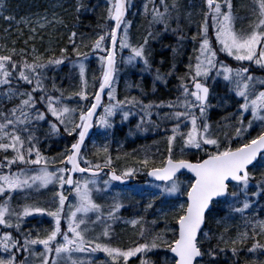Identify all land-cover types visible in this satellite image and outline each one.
I'll list each match as a JSON object with an SVG mask.
<instances>
[{
    "label": "snow or ice",
    "instance_id": "1",
    "mask_svg": "<svg viewBox=\"0 0 264 264\" xmlns=\"http://www.w3.org/2000/svg\"><path fill=\"white\" fill-rule=\"evenodd\" d=\"M160 3L164 6V10L161 11L153 5L150 23L161 24L167 30L170 19L169 5L166 0H160ZM205 3L208 10L204 13V22L199 26L197 33L199 48L194 49L197 52L195 63L190 62L186 65L188 71L179 78L180 95L175 101H170L166 105L163 103L155 105L157 108L172 109L171 112L165 114V117L175 121L170 129L171 134L166 136L167 157L161 160L159 166L152 167L147 172L149 177L162 182V184L153 185L158 191L151 193V198L153 201L161 199V203L167 206V210L162 207L158 211L164 217L171 214L175 221L174 228L166 225L164 229L165 233H171L170 238L165 234L157 233L151 236L150 242L145 240L144 243H137L133 247L124 249L101 243L99 237L95 241L89 240L84 234L88 231L86 225L89 214L95 213V221L92 223L103 221L102 235L106 239H111L110 225L107 221L118 219L116 214L124 205L114 197L105 218L103 208L96 203L93 193L107 194L113 181L124 184L126 178L133 176L136 172L134 168H127L118 175L115 169H110L107 173L108 179L103 181L104 187L100 188L96 178L100 176L103 168H110L113 161L111 156L107 155V146L97 149V155L100 152L106 154L103 164L93 163L83 156V147L89 130L94 126L106 130L113 128L110 118L115 116L118 110L123 119L127 120L133 114L131 108L140 105L145 115H149V110L153 107L152 104H143L135 97L126 98L124 101L118 100L113 87L117 43L121 50L128 48L131 51L125 63L132 64L139 60L143 62L145 69L150 68L145 46L148 44V37L153 36V33L150 31L144 38V43L139 46L134 47L129 43L130 22L126 21V14L130 0H106V20L111 24L104 34L99 35L91 44L92 52L105 53L98 57L101 69L99 88L93 93L94 100L90 106L86 104L79 109L78 118L74 115L77 109L62 105L60 98L52 95L44 84L47 79L46 70L50 66H59L64 63L66 48L60 49V58H49L46 61L42 56L35 55V48H33L31 62L24 59L23 55L20 62L14 61L15 47L11 49V54L0 55V87L6 86L2 97L9 101L14 99L19 101L8 113L0 111V151L7 153L10 150L13 153L11 157L5 155L3 161H0V226L4 229L15 227L22 237L16 238L8 231L0 235V253L4 254L0 257V264H28L27 257L23 261H18V252L21 255L24 253L38 255L40 264H61V261L65 259L71 264H96V260L91 258V254L94 253H103L107 258L101 264H109V261L110 264H130L133 257L139 259L140 264H215L216 251L213 248L203 247V241L209 236V233L203 229L207 214L212 210L214 203L222 202L221 198L226 201L229 196L238 199L240 193L247 195L250 180L253 179L250 176V168H264V79L250 73L252 63L264 69V0H251L250 12L253 18L249 21L246 30L235 28L236 17L233 13L232 0H222V3L218 0H205ZM81 7L82 5L77 0L76 11L79 12ZM171 7L178 8L175 0ZM224 7L227 11L223 10ZM4 8L5 0H0V18L9 22L14 21V16L3 14ZM147 11L148 6L145 5V12ZM209 18L211 24L208 22ZM23 22L28 23L26 20ZM40 27L44 25L40 24ZM210 28L215 36L214 42L209 37ZM121 29L123 35H119ZM5 31L8 30L5 29ZM30 31L34 33L35 28H31ZM173 31L178 30L173 29ZM76 37L77 32L72 31L69 41L74 46L73 51L78 58L81 55L86 58L88 53H80L76 45ZM106 37H110L111 48L105 45ZM32 38L29 37V39ZM183 39L182 35H178V40ZM192 39L195 41L197 36H193ZM21 52L23 53V50ZM173 52H176L175 48ZM219 53L237 61L239 66L234 68L226 64L219 59ZM244 62H250L249 66H245ZM74 66L79 67L80 80L83 85L75 95H78L81 101H87L89 94L86 91L84 64L78 59ZM174 70L175 65L168 75H172ZM155 79L164 81L159 71ZM219 80L224 82L239 104L237 113L233 114L238 123L234 129L235 135L228 137L225 134L228 146H222L220 139L211 135V126L207 120L208 111L212 107L220 106L219 103L213 105L210 100L212 86ZM209 81L212 83L210 84ZM22 84L32 87L30 90H22ZM258 85L261 87L258 88ZM53 88L59 91L55 85ZM106 89L109 103L104 106L103 113L97 118V109L101 106L102 94ZM37 92L40 93L38 98L34 95ZM61 95H63L62 92ZM38 103L45 105L47 113L37 107ZM197 111L199 116L196 115ZM49 114L53 118L51 121L47 118ZM246 114H250L251 118H248ZM245 119H247L246 125ZM38 122H45L49 125L47 135H59L60 126H63V131L69 137L74 138L70 147H66L65 151L60 154L59 163L62 166L59 168L50 169L49 159L43 156L37 147L39 138L35 135L33 125L39 126ZM254 126L260 128L258 135L245 140L237 147L231 146L232 139L239 141ZM183 128H187V132H184ZM178 139L181 142L180 158L176 157L175 145ZM193 149L205 152L206 158L198 159L195 163L183 158ZM51 162L56 161L53 159ZM140 163L147 167L150 161L145 158ZM13 165L37 167L19 168L17 171H12ZM4 169L8 171L4 172ZM182 170L191 173V179L186 186L180 180ZM76 173H88V177L75 179L74 174ZM57 184L59 191L55 192V196L58 197V204L54 210L35 204H25L19 212L11 207L10 202L14 194L27 193L30 190L38 191L48 188L49 185ZM65 184L75 195V202L67 205L68 198L63 192ZM230 186L234 189L231 192L229 191ZM257 188L264 191V181L258 182ZM259 194V191L253 193V195ZM181 195L186 197L182 202L172 203L167 199ZM25 198L27 199V196ZM65 207L69 209L66 216V231L61 223L64 219ZM146 207L152 208L153 203H149ZM249 207L245 199L242 207L232 206V210L243 214ZM34 214L52 218V227L47 230L43 238L39 234L36 238H32L31 233L23 234L21 231L24 218ZM12 217H15V222ZM126 223L135 227L139 221L133 219ZM152 223L155 224L156 221ZM82 225L85 227L82 228ZM257 228L260 234L264 235V221H258L253 225L254 235ZM143 237L144 229L142 228L141 238ZM246 237L247 233H244L238 239L228 241L221 236L220 240L235 245L238 242L242 243ZM35 245H42L43 252L37 253L31 247ZM160 249L165 250V255L158 261L149 262L142 255H138ZM257 249H264V245L253 244L247 251L255 253ZM231 250L233 255H236L237 249L233 247ZM219 251L223 252L224 249L220 248ZM53 252L54 256H52ZM74 253L86 254L89 258H74ZM168 253L171 255L169 256Z\"/></svg>",
    "mask_w": 264,
    "mask_h": 264
},
{
    "label": "rangeland",
    "instance_id": "2",
    "mask_svg": "<svg viewBox=\"0 0 264 264\" xmlns=\"http://www.w3.org/2000/svg\"><path fill=\"white\" fill-rule=\"evenodd\" d=\"M105 2L106 0H102ZM197 1V0H195ZM175 2L178 5V8H172L171 5L173 4V0H166V3L169 5V12H170V19L168 21V24L172 22V24L177 28L178 32L179 30L184 31H191L196 27L197 19L199 17V10L197 6L192 2V0H175ZM218 2L222 3V0H218ZM233 2V13L236 17L235 20V28L237 30L240 29H247L249 25V21L253 18L250 12L251 8V0H232ZM204 3L203 8V15L200 20L199 26L204 22V13L207 12V5L205 3V0L202 1ZM158 4H161L160 2L157 3V0H145V5L148 6V12L149 16L151 17V10L153 5L157 7ZM44 7V8H41ZM72 4L69 1L66 0H5V8L2 10L4 15H12L15 17L14 21H6L7 25L5 28L2 29V34H0V38L6 36L11 46L20 45L16 49V52L18 51L19 55H31L33 56V48H35V55L44 56L45 54L49 55L53 51V47L56 46L57 42L54 44L53 42L59 39V37L64 32L63 23L66 20L68 13L72 9ZM223 7V5H222ZM145 8V7H144ZM160 10H164V6L160 5V7H157ZM224 11H227L226 7L223 8ZM148 12H145L144 9L139 10V14L134 17L131 20L130 23V31L128 32L129 37V43L136 47L135 43H137L140 40L141 34L147 32L152 24L150 23V19L148 18ZM27 21L28 23L25 24L23 21ZM2 21H4L2 18H0V24H2ZM39 22V23H37ZM209 24H211V19L209 18ZM40 24H43L44 27H40ZM160 26V25H158ZM164 27L163 25H161ZM161 27V31L164 33V31ZM180 27V28H179ZM31 28H35V32L33 33L30 31ZM5 29L8 31L6 32ZM159 30V28H158ZM177 32V31H176ZM173 31V29L166 32V35L172 34V36L167 37L168 43L171 44V52L169 51L168 54V62H170V65L167 67H173L171 65V62H174L176 58V62H174L175 69L177 72H180L181 74H185L188 69L186 65H188L190 62L195 63V56L197 55V52L194 51V49L199 48V36L197 33L199 32V27L197 33L187 35L184 33V39L178 40V33ZM149 33V32H148ZM148 33L146 34V37L148 36ZM123 35V30L121 31V34ZM33 37L32 39H29V37ZM193 36H197V39L194 41L192 39ZM209 37L214 42L215 36L211 31V28L209 29ZM6 39V38H5ZM6 39V40H7ZM27 41V43H25ZM148 41H152L150 37H148ZM164 41V40H163ZM20 43V44H19ZM154 44L155 41H153ZM53 44V45H52ZM148 44L145 46L146 48V54L147 58L149 60L150 68L145 69L144 64L142 61H135L132 64L125 63L127 57L131 55V51L128 48L120 49L119 43L117 44V52H116V72H115V80L113 82V87L116 90V97L118 100L124 101L125 99L121 96H125L127 99H131V96H134L136 99L142 101L143 104H152L153 107L149 110L150 114L145 115V112L141 110V106L137 105L134 108H131L132 115L128 117L127 120H124L122 117V114L117 111L116 115L111 117V121L113 123V128L111 129H103L101 127L95 126L93 136L88 142L89 148H93L95 152L98 148L102 149L106 143V141L112 140V137L120 138L121 134L114 130L115 126L118 129H121L122 126H127V128L124 129V136L127 138L131 137H140L142 139H145V143L149 144L150 141L161 134V131H165V137H161L156 139L154 141L155 148L161 147L162 153L161 155H152L148 157L150 163H155L156 160L159 159L162 160L165 157H167V139L166 136L170 135V129L172 128L173 124L175 123L174 120H169L165 117L166 113H169L172 111V109H169L168 107H160L157 108L155 105L157 104H167L170 101H175L176 98L180 95L179 88H178V82H180L179 77H176V79L173 81L175 84V91H173L172 95L167 94V96L159 99L160 101L154 102L157 98H154L152 95L153 89L156 85H159L161 88H164L163 85L168 82L170 79L175 77V73L172 75H168L167 72L166 76L164 77V81L156 80L155 76L157 71L162 75L163 71L160 70L159 64L154 65L151 61V55L147 49ZM184 47V48H183ZM173 48L176 49V52H173ZM183 48V50H182ZM161 49H165V46H163ZM23 50L22 52H19ZM184 52V53H183ZM183 53V56H182ZM226 58H220L219 59L224 61L226 64L232 66V67H238L239 64L237 61L233 60L230 57H227L225 54L220 53ZM46 55V56H47ZM105 55V53L103 54ZM180 56V57H177ZM182 56V57H181ZM91 57V58H90ZM99 56H88L86 58H75V60L70 62L69 67H67L66 71L69 73L66 76V79L70 81V85L68 83V90L74 91L73 96H68L67 93L65 95H61L59 91L52 90L50 91L52 95L60 98L61 104L65 105L69 108H75L77 111L74 113V115L78 118L79 116V109L83 107L84 105L90 106L91 103V97L90 94L88 95L87 101H81L78 95H75V93L79 92L83 85L81 84L80 80V74H79V67L74 66L75 62L79 59L80 62L84 64L85 67V81L87 83L86 90L89 91L92 87V82H94L98 76V71L100 70V62L98 59ZM181 58H185V64L182 68L178 67V62L181 60ZM191 58V59H190ZM94 59L95 61L92 62L91 60ZM250 62H244L245 66H249ZM98 66V67H97ZM184 69V73L181 72V70ZM250 73L256 77L264 79V69L259 68L254 63L250 66ZM48 75V74H47ZM214 75V73H213ZM89 76V77H87ZM92 78H91V77ZM48 78L50 80H54L55 76L48 75ZM132 78V79H131ZM147 89L143 88V84L141 81H149ZM130 81L132 84H130ZM15 84V81L13 82ZM211 84L212 82L209 81ZM23 84L21 85V87ZM26 88H21L22 90H30L32 86L25 85ZM97 87V85H96ZM95 87V90H96ZM261 86L258 85V88ZM5 87H0V106H2L4 103H10L9 100L2 97V93L5 90ZM57 89V88H56ZM121 91V94H120ZM226 93V95H224ZM37 98L40 96V93L37 92L34 94ZM229 97L230 102L227 103L226 99ZM74 100V105H71ZM17 100V99H14ZM211 103L213 105H216L219 103L220 106L218 107H212L208 113H207V120L210 123L215 122L216 124L211 125V135L218 137L222 144H227L228 141L226 139L225 134H227L228 137H234V128L238 124L235 116L233 114L237 113V110L239 108V104L237 102V99L235 98L233 93H230L228 91V88L225 86L224 82L222 80H219L212 86V95L210 96ZM109 103L108 96L104 97V101L101 107V110L99 111L97 118L100 114L104 111V106ZM37 107L41 110L46 112V107L43 104H37ZM3 109L1 108L0 111ZM127 110V109H126ZM3 112V111H2ZM217 114V115H216ZM196 115L199 116L198 111L196 112ZM220 115H226L224 118L220 119ZM248 118L250 117V114H246ZM232 118L235 121L230 120L229 118ZM48 120L51 121L53 118L48 115ZM228 118V119H225ZM218 122H222L221 125H219ZM131 123V124H130ZM39 126L33 125L35 135L39 138L40 146L46 145L49 143V140L53 138H57L59 135H47L49 131V125L45 122H38ZM247 124V119H245V125ZM130 125V126H128ZM139 125V127H137ZM238 126V125H237ZM190 127V125H189ZM256 126H254L253 129H251L248 133L245 134V137L252 133V135H257L259 131L254 130ZM60 134L63 133V126H60ZM167 130V131H166ZM187 128H183L184 132H187ZM65 133V132H64ZM26 135V134H25ZM232 135V136H231ZM120 136V137H119ZM244 137V138H245ZM244 138L240 139L239 141H242ZM234 141H238L237 139H232ZM231 140V141H232ZM233 141V142H234ZM38 143V144H39ZM181 142L176 143L175 147L177 151L180 149ZM38 146V145H37ZM125 144H121V148L124 147ZM228 146V145H227ZM207 147V146H205ZM49 147L43 148L44 151L47 152ZM119 151V148L117 147L115 149V154ZM180 152V151H179ZM191 152L198 153H205V152H198L197 150L193 149ZM103 153V152H101ZM189 153V152H187ZM186 153V154H187ZM185 154V155H186ZM102 155V154H101ZM141 155V154H140ZM144 157L145 154H142ZM185 155L183 158H185ZM47 157L50 161L48 167L50 169L59 168L62 165H60L59 161L52 163L50 156H47V154L43 155ZM162 157V159H161ZM189 157L186 156V158ZM89 159V158H87ZM105 159V156L101 158V160L97 159L93 163H101L103 164ZM121 159V160H120ZM134 159V158H133ZM145 158H137V162H140ZM90 160V159H89ZM91 161V160H90ZM116 162L118 164L116 170L118 174H121L125 169L127 168H134L136 169L135 174H139L140 176L144 177L147 170L151 169H145V165L142 163L138 164L137 162H133L132 165H126L128 163L125 162V158H116ZM31 168H35L37 166H29ZM156 167V166H155ZM20 167V165H13L12 171H17ZM260 168V167H259ZM8 169H4V172H7ZM133 176H136V175ZM88 176H77L75 179H84ZM98 181V186L100 188H103V181L107 180L106 176H99L96 178ZM183 184L186 186L188 183V180L181 179ZM160 184V183H133L126 186H118L111 183L109 186V192L107 194L104 193H97L94 192L93 196L96 201V203L100 204L104 211L105 218L107 217V212L109 209V206L113 203V198H117L120 200V202L124 205L120 211L116 214L118 219L107 221V223L110 225L109 233L111 236V239H106L103 237L102 233L104 231V222H96L92 223V221H95L96 214L90 213L89 219L87 222V228L88 231H86L84 234L89 240L95 241L97 237H99V241L101 243H107L110 244L113 247H120V248H129L135 246L137 243H144L145 240L149 241L151 240V236L155 235L157 233L159 234H165L166 236L170 234V232L165 233L164 229L167 225V227L172 228L171 223L174 221L172 215H168L167 217H164L158 209L164 208L167 210V206L163 205L161 203V199L152 200L151 193H155L158 191L157 188H154L153 185ZM252 184L249 183V186ZM59 191V185H49L48 188H42L37 190H30L27 193H17L14 194V198L11 200V207L15 209L17 212L22 211V207L25 204H35L40 207L48 208V209H55V207L58 204V197L55 196V192ZM64 195L68 198L66 201V205L69 203L75 202V195L74 192H72L70 189H66L64 186L63 189ZM262 199L260 206H258L256 203L258 196H254V202L248 201L250 207L244 211V213L241 215V213L234 212L232 209H229L228 214L224 215V218H228L224 221H215V218H213L214 225L211 226L212 234L215 236L219 230L222 229V231H225L228 233L229 237H236L237 231H241L242 233L245 232V227L249 226L248 228L253 233V225L256 224L258 221H264L263 218H254L257 211L260 209V207L264 208V191H261ZM27 196V199L25 198ZM163 199V198H162ZM169 202L175 203L177 201L182 202L185 199V196L181 195L179 197H170L167 198ZM55 201V202H54ZM149 203H153L152 208H147L146 206ZM226 208L228 206H235V207H242L243 204L240 205L238 202H231L224 205ZM69 209L65 207L64 210V219H62L61 223L63 226V229L67 230V223H66V216ZM13 221L15 222V217H12ZM26 219H36L38 222H36L32 227V232L44 235L47 230L51 229L52 227V218L49 216H41L39 214H34L33 216L25 217L22 224L26 223ZM133 219H136L139 221V223L133 227L130 223H126V221H131ZM156 221L155 224L152 222ZM21 224V231L23 234H28L24 229H22ZM43 224H45L43 226ZM175 224V223H174ZM82 228L85 227V225L81 226ZM144 229V237L141 238V229ZM15 227L12 228L14 231ZM11 230V229H10ZM16 230V229H15ZM205 232L209 233V229H205ZM4 229L0 230V235H3ZM16 238H22L21 233ZM254 234V233H253ZM70 235V234H69ZM35 236V234H34ZM15 237V236H14ZM35 238V237H32ZM253 238H255L257 241H264V235L260 234L259 228L256 229L255 235H253ZM208 239V237L206 238ZM37 253L43 252V246L42 245H35L31 246ZM163 249L160 250H153L152 252H148L145 254H138L142 255L144 259H146L149 262H152L150 260L153 253L157 254L159 252H163ZM19 253V252H18ZM18 261H23L25 259V253L23 255L18 254ZM4 254L0 253V257H2ZM30 255V254H29ZM55 253H52V256H54ZM31 256V257H30ZM28 256V264L30 263L31 258L35 260L36 258L39 259L40 264V258L38 255H30ZM159 257L164 256L158 255ZM74 258H84L88 259L89 257L86 254H80V253H74ZM52 258V257H51ZM50 258V260H51ZM91 258L96 260V264H101L102 261L107 260V258L104 256L103 253H94L91 254ZM130 261H133V264H140V260L136 257L131 258ZM33 264H36L34 261H31ZM61 264H71L69 260H62ZM110 264V261H109Z\"/></svg>",
    "mask_w": 264,
    "mask_h": 264
},
{
    "label": "trees",
    "instance_id": "3",
    "mask_svg": "<svg viewBox=\"0 0 264 264\" xmlns=\"http://www.w3.org/2000/svg\"><path fill=\"white\" fill-rule=\"evenodd\" d=\"M69 1L72 4V9L71 11L68 13L66 20H64L65 22L63 23V27H64V32L63 34L59 37V39H57L56 41H54L53 43L55 44L56 42V46H54L52 49V53H50L49 55L45 54L44 55V60L46 61L49 58H60L61 53H60V49L61 48H66L67 51L64 54L65 59H64V63L59 65V66H50L47 70H46V74L50 75V76H55L54 80H50L48 78L47 75V79L44 81L45 87L46 89L50 92L53 88V85H55V88L59 89V92L63 93V95L66 94V92H68V83L70 85V81L66 79L67 74L69 73L68 71H66L67 67H69L70 62L75 60V58H78L76 53L73 51V44L69 41V36L71 34L72 31H76L77 32V37L76 39V45L79 47V51L80 53H88V56H94V55H103L104 53H94L91 50V44L92 42L98 38L99 35L104 34V32L108 29V27L110 26L111 22L106 20V1L103 2L102 0H79L80 4L82 5V7L80 8V11L77 12L76 11V7H77V0H66ZM136 4L134 3L133 7H132V14H130V20H132L134 17H136L139 14V10L141 9V6L145 4V0H135ZM195 3V2H194ZM145 6V5H144ZM44 8V7H41ZM7 15V14H6ZM7 25L6 21H2V24H0V34H2V29L5 28V26ZM173 29H177L174 25H173ZM194 31L196 30V27L193 29ZM180 32H176L178 33L177 35H182L184 37V30H179ZM150 32V30H148L145 33L141 34L140 40L135 43L136 46H139L141 44L144 43V38L146 37V34ZM188 32V31H187ZM153 36H151V40L152 41H148V46L147 49L150 53V55L152 56V53H155V50L158 48L156 47L157 45H162L161 42H163L162 40V35L161 33L158 32H152ZM166 35H164L165 37ZM6 36L1 37L0 38V55H7V54H11V49L13 47H15V49H17L18 47H20V45H16V46H11L8 39ZM109 38L110 37H106L105 40V45L108 47V43H109ZM153 41H155L156 44L153 43ZM11 42V41H10ZM164 42H167L164 53L162 54H158L157 57L162 58V61H166L167 63L170 65V62H168V52H171V44L168 43V39L164 38ZM20 44V43H19ZM53 45V44H52ZM85 45H88L87 47H85ZM18 50V49H17ZM21 52V51H19ZM38 55V54H37ZM47 55V56H46ZM183 55V53H182ZM87 56V57H88ZM180 57V56H177ZM22 58V55H19L18 51L16 52L15 55H13V60L20 62ZM24 59H27L29 62L32 61V56L30 55H26L24 54L23 56ZM79 58H85L83 55H81ZM91 58V57H90ZM176 60V58H175ZM174 60L175 63H177ZM92 62H94L95 60L92 59ZM174 62H171V65H174ZM181 60L178 62L180 63ZM166 64H164L162 66V69L165 68ZM98 67V66H97ZM182 73H184L181 70ZM165 75L167 72H164ZM177 74L179 75V77H183L184 74H181L180 72H177ZM163 77H165L164 75H162ZM132 79V78H131ZM175 79H170L167 83V88L169 89V95H172L173 91H175V84L173 81ZM21 88H26L25 85H23ZM95 87H93L94 90ZM155 98H157L156 100H154V102H158L160 101L159 99L165 97L162 96L164 93V89H162L160 86H157V88L155 87ZM51 93V92H50ZM52 94V93H51ZM121 94V91H120ZM154 96V95H151ZM122 98L126 99V95L125 96H121ZM19 101L18 100H12L10 101V103H4L2 106H0V110L1 108L3 109L2 111L4 113H8L9 110L14 107L16 104H18ZM47 112V110H46ZM120 137V136H119ZM164 136L163 135H158L156 139L161 138ZM145 139H142L140 137H131L130 139L125 137V136H121L120 138L117 137H112V140L110 141H106L105 145L108 148V153L107 155L111 156V159L113 161L112 165L110 167H112L115 170H118L117 166V162H116V158H125V162L128 161V163L126 165H132L133 162H137V158H148L152 155H155L157 157V155H161V153L163 152L161 149V147L159 148H155V144H154V139L152 141H150L149 144H146ZM74 141L73 137H69L67 135V133H61L59 134V136L57 138H53L51 140H49V143L40 146V143L38 144V148L40 150V152L42 153V155L47 154V156H50L51 159H55V161L57 162V160L59 161L60 159V154L63 153L66 149V147H69L70 144ZM148 142V141H146ZM121 144H125V148H121ZM45 147H49L47 152L43 150V148ZM119 148V151L117 152V154H115V149ZM102 154V155H101ZM141 154V155H140ZM142 154H145L144 157ZM7 155L9 157H11L13 155V153L9 150V152L4 153L3 151H0V161H3L4 156ZM106 154L104 153H99V155H97V151L95 152V150L93 148H89L88 146V142L86 143L85 147L83 148V156L86 158H89L92 162L96 161L97 159L101 160V158L103 156H105ZM189 157H185L186 159H189L191 161H196L197 157L199 158H203L206 154H202V153H196V152H189L188 153ZM187 155V156H188ZM177 157V155H176ZM134 158V159H133ZM162 158V157H161ZM88 159V160H89ZM121 160V159H120ZM142 161V160H141ZM161 160L159 159L158 161L156 160L155 163H149V165L147 167H145V169L148 168H152L155 166H159L160 165ZM138 164H140V162H137ZM15 166V165H14ZM83 166V164H82ZM21 168H26L29 166L26 165H20ZM117 172V171H116ZM118 173V172H117ZM137 178H141L142 176H140L139 174H135ZM250 175H252L253 179H251L252 183H253V187H249L247 189V195H245V193H240L239 198L238 199H233L231 196H229L227 198V200H222L221 203L217 204L214 203L213 204V208L211 210V212L209 213L207 220H206V228L210 229L209 232V236L208 239H205L203 241V247L205 249L207 248H213L216 251L217 254V259L215 264H264V249H257V251L255 253H250L247 251L248 248H250L253 244H259V245H264V241H257L255 238H253V233L250 231V229L248 228L249 226L245 227V232L247 233V237L243 239V242H238L235 245H233L232 243H224L223 241L220 240V237L223 236L224 240H228L231 241L233 239H238V237H241L242 233L240 230L237 231L236 233V237H229L228 233H226L225 231L219 230V232L214 236L212 234L211 231V226L214 225L213 223V218L216 215V222L218 221H224V219L222 218L224 216L225 212H229L228 208L229 206L226 207L224 206L225 204L229 203L230 200H232V202H238V204L240 205L241 203L243 204V202L245 201V199H247V201H253L254 202V196L253 193L254 192H260L258 196V199L256 201L255 204H257L258 206H260V203L262 202L261 199L263 198L261 195V191L260 189L257 188V184L258 182L264 181V168H250ZM181 179H186L189 181L188 176L182 174V176L180 177ZM234 189L230 186L229 191H233ZM231 202V204H232ZM215 206H216V211H215ZM264 207V206H263ZM230 209H232V207H230ZM258 213L256 214V216L254 217L256 218H263L264 219V208L260 207V209L257 211ZM242 215V214H241ZM175 221H172L171 226L172 228L175 227ZM168 238L171 237V233L169 235H167ZM235 247L237 249V253L236 255H233L232 252V248ZM220 248H223L224 251L221 252L219 251ZM163 252H159L157 254H152L150 258V260L152 261H158L159 259H161L162 257H159L158 255H165V250H162ZM169 255V254H168ZM207 259V257L205 258ZM130 264H133V261H130Z\"/></svg>",
    "mask_w": 264,
    "mask_h": 264
},
{
    "label": "flooded vegetation",
    "instance_id": "4",
    "mask_svg": "<svg viewBox=\"0 0 264 264\" xmlns=\"http://www.w3.org/2000/svg\"><path fill=\"white\" fill-rule=\"evenodd\" d=\"M161 5V4H160ZM132 7H133V5L132 4H130V6H129V8H130V10H132ZM151 19H152V17H150ZM153 26V28H156V30L158 31V32H162L161 31V25L160 26H158L157 24H153L152 25ZM158 28H159V30H158ZM162 29H163V27H162ZM162 43V45H157L156 47H158L156 50H155V53H152V57H151V61H152V63L154 64V65H156V64H159V68H160V70H162L163 71V73H162V75H164V76H166L165 75V73L164 72H169L170 70H172L173 69V67H167L169 64L167 63V60L166 61H162V58H160V57H157L158 56V54H162V53H164V50L165 49H161L163 46H165L166 47V43L167 42H161ZM165 52H166V50H165ZM168 54H169V52H168ZM168 56V55H167ZM183 56V55H182ZM181 56V57H182ZM164 64H166V66H165V68H163L162 69V66L164 65ZM184 64H185V58H181V62L180 63H178V67L179 68H182L183 66H184ZM182 71L184 72V69H182ZM173 73H175V77L174 78H172V79H176V77H179V75L177 74V70L175 69L174 70V72ZM180 78V77H179ZM148 82H151V80H149V81H147L143 86L144 87H147L148 85ZM167 81H166V83L163 85V87L165 88H162V89H164V93H163V95L162 96H167V94H169V89L167 88L168 86H167ZM178 85H180V82H178ZM157 86H159V85H156L155 87L157 88ZM155 87H154V89H153V92H152V95H154L153 97L155 98ZM178 88H179V86H178ZM145 89V88H144ZM179 90V89H178ZM179 92H180V90H179ZM122 134H124V133H122ZM248 136H251V134H249V135H247V137ZM26 221V223L25 224H22V229H24L27 233H31V236L32 237H37V233H34V232H32V227H33V225L36 223V222H38V220H36V219H26L25 220ZM45 224H43V226H44ZM45 227V226H44ZM2 229H4L2 226H0V230H2ZM45 229H46V227H45ZM5 231H8V232H10L13 236H15V237H18L20 234H19V232H17L15 229H14V231L11 229H4V232ZM34 234H35V236H34ZM45 234H46V232H45ZM44 234V235H45ZM44 235H41V234H39V236L41 237V238H43L44 237ZM43 248V247H42ZM53 254H54V252H53ZM28 256H30L29 255V253H25V257H27V259H28ZM31 257V256H30ZM51 258V256L49 257V259ZM31 261H34L36 264H39V259L38 258H36L35 260H33L32 258H31V260H30V263L31 264H33Z\"/></svg>",
    "mask_w": 264,
    "mask_h": 264
},
{
    "label": "water",
    "instance_id": "5",
    "mask_svg": "<svg viewBox=\"0 0 264 264\" xmlns=\"http://www.w3.org/2000/svg\"><path fill=\"white\" fill-rule=\"evenodd\" d=\"M111 47H112V45H111V41H110V48H111ZM102 97H103V94H102ZM93 100H94V99H93ZM101 102H102V101H101ZM90 131H91V129L89 130V134H90ZM88 136H89V135H88ZM88 136L86 137V139L88 138ZM104 170L108 173V172L110 171V168H103L102 171H101V173H102ZM182 172H186L188 175L191 176V173H188L187 170H182ZM83 174L88 175V173H83ZM74 175H82V174H81V173H76V174H74ZM107 177H108V175H107ZM146 180H148V181L160 182V181H156V180H154L153 177H149L148 175H146ZM137 181H138V179H136V178H126V182H125L124 184H121V183H119L118 181H113V182L116 183V184L125 185V184H128V183H130V182H137ZM65 187L69 188V186H68L67 184H65ZM221 199H222V198H221Z\"/></svg>",
    "mask_w": 264,
    "mask_h": 264
},
{
    "label": "bare ground",
    "instance_id": "6",
    "mask_svg": "<svg viewBox=\"0 0 264 264\" xmlns=\"http://www.w3.org/2000/svg\"><path fill=\"white\" fill-rule=\"evenodd\" d=\"M43 58H44V56H42ZM226 214H228L227 212H225L224 213V215H226ZM214 218H215V221H216V215L214 216ZM224 220H226V219H228V218H230V217H228V218H224V217H222Z\"/></svg>",
    "mask_w": 264,
    "mask_h": 264
}]
</instances>
